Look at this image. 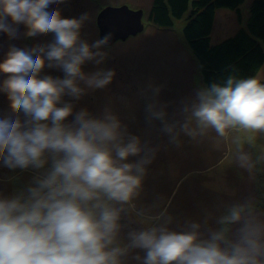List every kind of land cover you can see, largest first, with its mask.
<instances>
[{"label": "clouds", "instance_id": "9594fccd", "mask_svg": "<svg viewBox=\"0 0 264 264\" xmlns=\"http://www.w3.org/2000/svg\"><path fill=\"white\" fill-rule=\"evenodd\" d=\"M62 2L0 0V32L15 38L14 25L23 24L27 37L55 36L46 46L10 47L0 62L6 77L0 93L10 102V113L0 117V162L36 172L16 194L0 195V264H125L135 250L144 253L133 256L139 264H264V211L254 198L223 205L219 215L189 221L182 230L172 229V217L163 213L141 218L146 227L129 231L127 242L120 239L122 217L136 212L133 201L156 149L129 134L109 108L101 117L81 109L67 122L73 104L63 97L103 89L115 73L82 70L86 62L104 63L110 34L92 44L82 40L86 16L62 18L49 10ZM46 61L64 77L41 78ZM146 111L171 143L178 144L181 133L194 140L215 133L231 145V162L251 178L264 165V148L247 150L255 145L242 135L264 134V82L257 77L229 75L199 89L182 108L183 122L170 123L156 102Z\"/></svg>", "mask_w": 264, "mask_h": 264}, {"label": "rangeland", "instance_id": "374dc122", "mask_svg": "<svg viewBox=\"0 0 264 264\" xmlns=\"http://www.w3.org/2000/svg\"><path fill=\"white\" fill-rule=\"evenodd\" d=\"M251 2L252 0H245L244 4L241 6L242 13L249 15V5ZM152 3L153 0H63L59 5H50L49 10H59L62 18L80 19L86 16L87 19L80 29V37L82 40L92 44L98 39H101L97 17L104 8L127 4L131 8L143 9V22L145 28L142 32L129 37L125 41H117L112 46H105L102 49L106 52V59L103 64L96 65L94 62H86L82 66V70L85 73H92L101 68L114 71L115 75L112 82L103 89L87 90L80 99L64 96L63 100L73 104V116H70L67 122H71L74 119V114L81 109H87L93 116L101 117L105 108H109L127 127L129 134L140 137L141 141L147 145L151 144V148H155L156 152L152 162L147 166L153 163H159L161 166H158V169L149 170H147L148 167L146 166V174L143 177L141 189H146L150 184L153 185L152 188H154V185H157V187L161 189L157 192L161 198L165 188L167 193V189L170 187L183 186L185 182L183 179H188V174L185 167L177 166L180 158L178 154L174 155L173 143L169 145L165 152L170 155L171 162L175 161V165L170 163L167 164L168 161L162 152L161 141L152 133V130H150L151 124L147 118V105L156 102L158 105L165 106L166 112L171 113L172 110L175 113L180 108V103L182 105V102H184L183 99L181 100L184 93H186L188 97L187 101L188 99L192 101L193 98H196V93L198 91V88L194 86L196 83H202L203 81H198L199 77L194 70V61L188 51H190V53L193 52L183 34V29L189 13L187 12L182 18L176 19L174 28H161L150 24L148 21V14ZM217 17H219V15ZM220 18H222V20H217V28L221 26L222 30H228L236 23V19H231L228 15L224 17L220 16ZM9 22L11 23V21ZM14 27L17 29L15 38H11L6 33L0 32V62L6 57V53L10 47L14 46L16 48L25 49L36 46H46L55 39L53 33L27 37L24 35L27 29L23 24L14 25ZM47 63L46 61L45 68L40 73L41 78L45 75H50L53 78L64 77V73L61 69L55 67L49 68L47 67ZM261 72L264 73V68H262ZM4 78H6L5 75L0 74V80ZM81 87H84L83 83H81ZM157 88L159 92L155 94L154 89ZM9 103L7 95L5 93H0V117L10 113ZM201 141L203 140H194L191 137L185 136L183 144L189 148L192 147L194 152L196 149L203 153L206 152V155H210L212 152L211 147L214 144L215 146L218 144L217 150L220 152L218 157L221 153H225L223 154V158H216L217 155H213L212 157L207 156L206 160L208 166L211 164L212 160H214L213 164H218L214 166L218 167L216 170L218 173L210 176L211 180H205L202 183L207 185L206 189H209L215 197H206L205 194L199 197L192 196L190 198L174 196L172 202L174 203L176 201L175 205L179 201L187 204V200L189 199L195 206L194 212L196 213L194 214V212H192V215L199 219L202 217L206 218L209 214L213 216L219 215L223 210V205L230 203V199L231 203L247 200V197H244L245 195L232 198L240 193L241 187L243 186L235 182L237 177L234 178L235 174H238L237 170H235L238 165L236 163H233L234 165H220L223 159L231 157V152H229L230 144L225 141L222 142V144L219 143L218 139L214 138L213 135H210L209 138L206 137L205 142ZM169 143L170 142H166L165 146L167 147ZM206 144L209 145V147H207ZM172 153L173 156L171 155ZM200 158L202 162L204 158L202 155H200L197 160L190 159V161L199 163ZM137 159H139V157L129 158L132 162ZM183 162L184 160H182V164ZM202 164H204V162ZM202 164L197 166V169L202 168ZM185 165L187 168H190L188 162H186ZM174 166L175 168H173ZM151 170L153 171L150 172ZM34 175H36V172L31 168L27 170H13L7 168L0 162V195L11 196L16 194L31 182ZM192 177L191 175V178ZM154 181L156 182L152 183ZM161 181L164 187L161 186ZM244 187L245 188H243L241 192L246 195L249 194V192L245 193L247 191L246 183ZM180 188L185 190L184 187ZM219 188L220 194H217ZM141 189L137 197L146 193ZM228 190L232 192V195ZM145 197L148 198L145 202L148 205H152L149 195L146 194ZM161 199L165 200L164 198ZM211 200L212 202L210 203ZM258 200L264 199L258 198ZM125 221L130 223L128 217ZM212 221L214 222V220H211V222ZM120 234L127 236L128 233H124L121 230ZM125 264L139 263L126 261Z\"/></svg>", "mask_w": 264, "mask_h": 264}, {"label": "crops", "instance_id": "0c3cea01", "mask_svg": "<svg viewBox=\"0 0 264 264\" xmlns=\"http://www.w3.org/2000/svg\"><path fill=\"white\" fill-rule=\"evenodd\" d=\"M124 5V4H122ZM219 15V17H217ZM225 15H228L231 17V19H236V23L234 26L230 27V29L228 30H222V27L220 26L219 28H217V20H222V18H220V16L224 17ZM247 20H248V15L245 13H242V18L240 19L239 17V13L237 11H233V10H228V9H219L217 11V15H216V19H215V25H214V30H213V40L214 42H219L223 39H225L228 36L233 35L234 33H236L241 27L246 26L247 24ZM223 25V24H221ZM188 53L190 54V56L193 59V63H194V70L197 72V76L199 77L198 81H202L201 75H199V64L198 62L194 59L193 57V53H190V51H188ZM264 75V73H262ZM184 87V85H183ZM195 88L201 89L203 87H206V85L200 82L196 83V85L194 86ZM185 88V87H184ZM187 95L186 93H184L183 97H181V100L183 99L184 102H182V105L180 103V108L174 113V111L171 110L170 112H167L168 114V121L170 123H174V122H183V120L185 119V114L182 112V108L184 107V105L186 103H191L192 101L195 100V98H193L192 101H190L188 99L187 101ZM186 100V101H185ZM151 129L152 133L155 134V136L161 141V145H162V152L164 153L166 160L168 161V163L170 164H174L175 161L171 162L170 161V155L166 154V150L169 147V145L171 144L170 140H169V136L161 131L162 128V124L160 121H151ZM215 133H210V135H213L214 138L218 139L216 136H214ZM242 135L245 138L251 139L252 143L255 145V148H248L247 150L249 151H257L259 148H264V134H260L259 136L257 134L254 133H242ZM185 136L183 133L180 134L179 137V143L178 144H174V155L179 156L180 161L179 164H177V166H183L186 168L187 170V174H188V179H183L185 180L184 185H179L178 187H170L169 189H167V193H166V188L163 190L161 198H164L165 200H162L159 197V194L157 193L158 191H160L161 189H159L157 187V185H154V188H152V184L148 185L146 189L142 188L141 190L145 191V194H141L139 197H136L134 200V204L136 205V212H133L131 214H129L128 216H124L122 217L121 223L123 225H125L124 228H122V231L124 233H128L131 230H140L144 227H146L145 224L140 223V219L141 218H150V217H156L161 215L162 213L165 214L166 216H170L172 217L173 223L170 225V227L174 230H182L183 227L186 225L187 222L189 221H196V222H200L203 223V221L205 220V217L202 218H197L196 216L192 215V212H194L195 210V206L189 201V199L187 200V204L183 203L182 201H179L176 205V201L174 203V196L175 197H187L190 198L192 196H196L199 197L200 195L205 194L206 197H212L214 196L212 194L211 191H209V189H206V184H202L205 180H211L210 176H212L215 173H218L216 170L218 169V167H214L217 166L218 164H213V161L211 162V164L208 166L206 164V160H207V156H213V155H217L216 158L218 157V155L220 154V152H218V144L215 146V144L211 147V154L210 155H206V152H202L200 150H197L194 152V150H192V147L189 148L186 145L183 144V142L185 141ZM196 140H203L205 142L206 137L204 138H198ZM201 141V142H203ZM166 142H170L167 147L165 146ZM219 143L222 144V142H224L223 140H218ZM164 143V144H163ZM207 145V144H206ZM149 147H151L152 145L149 144ZM154 147V146H153ZM207 147H209V145H207ZM206 151V148H205ZM232 151V147L231 145L229 146V152ZM223 154L225 153H221V155L219 157L223 158ZM173 156V153L171 154ZM202 155V157H204L202 159L201 162V158L199 160V163H194L191 162L190 159H194L197 160L199 158V156ZM218 157V158H219ZM184 160L183 164H182V160ZM158 162V161H157ZM188 162L190 164V168H187L185 163ZM204 162V164H202ZM235 164V161L233 160L231 162V157H228L226 159H223L220 162L221 166H225V165H230V164ZM200 164H202V168H198L197 166H199ZM233 164V165H234ZM158 166H161V164L157 163V164H152L150 166H147V170L149 169H158ZM213 167V168H211ZM231 167V166H230ZM175 168V166L173 167ZM235 170H237L238 174H235L234 178L237 177V180L235 182H238L239 184H242L243 186L241 187L240 193L237 196H234L232 198L235 197H239V196H244L248 198H254L255 201L257 202V207L258 209H261L262 211H264V200H258V198H262L264 199V165H259L258 166V170L256 171L255 174V178H251L249 173L247 171H245L244 169L240 168L239 166H236ZM153 170H151L150 172H152ZM234 171V170H233ZM236 172V171H235ZM191 175L193 176L191 178ZM148 178V177H147ZM146 179V178H144ZM150 182V181H148ZM147 182V183H148ZM156 181L152 182L155 183ZM247 184V191L245 193L249 194H244L242 191L244 187V184ZM161 186H163V183L161 181ZM180 187H184V189L180 188ZM197 187V189H196ZM152 188V189H151ZM217 194H220V188L219 190H217ZM230 191V190H228ZM201 192V193H200ZM231 192V191H230ZM146 194L149 195V199L151 201L152 205H148L145 200L148 199L146 198ZM232 195V192H231ZM215 197V196H214ZM212 202V200L210 201V203ZM230 203H231V199H230ZM262 206V207H261ZM136 213H142V217H138ZM196 212H194L195 214ZM198 216V215H197ZM129 219L130 223L126 222L125 220ZM132 219V220H130ZM214 226V222L211 220H209V225ZM120 239L124 242H127V236L126 235H122L120 234ZM125 237V238H123ZM139 254L141 256H143V252L140 250H135L133 253H131L129 255V257L127 258L126 261H132V262H136L139 263L138 261L133 259V256L136 254Z\"/></svg>", "mask_w": 264, "mask_h": 264}, {"label": "trees", "instance_id": "16d2710c", "mask_svg": "<svg viewBox=\"0 0 264 264\" xmlns=\"http://www.w3.org/2000/svg\"><path fill=\"white\" fill-rule=\"evenodd\" d=\"M245 0H153L148 21L161 28H174L187 12L183 34L199 64L206 86L223 83L229 76L257 77L264 82V0H252L247 24L225 39L214 42L217 11H237L242 18ZM135 9V8H134ZM112 46V45H111Z\"/></svg>", "mask_w": 264, "mask_h": 264}, {"label": "water", "instance_id": "95a60500", "mask_svg": "<svg viewBox=\"0 0 264 264\" xmlns=\"http://www.w3.org/2000/svg\"><path fill=\"white\" fill-rule=\"evenodd\" d=\"M143 16V9H134L127 4L104 8L97 17L100 38L110 34L106 46H111L117 41H125L137 35L145 28Z\"/></svg>", "mask_w": 264, "mask_h": 264}, {"label": "flooded vegetation", "instance_id": "af4514ba", "mask_svg": "<svg viewBox=\"0 0 264 264\" xmlns=\"http://www.w3.org/2000/svg\"><path fill=\"white\" fill-rule=\"evenodd\" d=\"M73 1H75V0H73ZM76 1H77V0H76ZM120 5H122V4H120ZM120 5H119V6H120ZM135 9H137V8H135Z\"/></svg>", "mask_w": 264, "mask_h": 264}]
</instances>
